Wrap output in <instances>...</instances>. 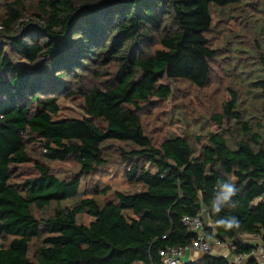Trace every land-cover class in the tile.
Listing matches in <instances>:
<instances>
[{
  "label": "trees",
  "instance_id": "1",
  "mask_svg": "<svg viewBox=\"0 0 264 264\" xmlns=\"http://www.w3.org/2000/svg\"><path fill=\"white\" fill-rule=\"evenodd\" d=\"M241 2L0 0V264H164L160 251L198 236L184 217H199L201 233L234 254L264 246V124L253 131L236 93L211 116L216 131L199 137L198 149L179 135L154 143L141 115L172 96L171 83L209 85L218 58L207 37L212 10ZM6 44L28 68L12 64ZM252 86L264 118V78ZM62 99L78 101L83 118L56 119ZM112 145L140 190L100 204L81 184L109 164ZM73 161L79 173L60 180L52 164Z\"/></svg>",
  "mask_w": 264,
  "mask_h": 264
},
{
  "label": "rangeland",
  "instance_id": "2",
  "mask_svg": "<svg viewBox=\"0 0 264 264\" xmlns=\"http://www.w3.org/2000/svg\"><path fill=\"white\" fill-rule=\"evenodd\" d=\"M212 15L213 25L207 37L211 47L217 50L218 58L211 63L210 83L203 90L184 83H171L173 93L168 100L153 101L143 107V126L154 143L159 144L165 138L179 135L186 137L198 149L197 139L216 131L217 126L210 122L211 116L222 111L223 104L230 98V91L237 95V111L242 114L244 121H251L253 131L260 133L257 124L261 122L263 125L264 118L252 82L259 77L264 78V0H242L239 5L225 10L213 8ZM12 51L13 48L7 45L6 52L12 64L16 68H28L21 56L11 55ZM250 72L253 75H249ZM59 104L61 110L56 119L83 118L78 101L62 99ZM106 152L109 164L85 176L81 184V192L95 197L100 204L114 200L116 191L134 193L140 190L127 182V165L120 163L116 148L112 145ZM29 167L27 169L32 171ZM51 167L60 180L68 179L80 171L74 161L54 163ZM148 170L153 173L156 171L151 165H148ZM24 171L25 167L19 169V178H15V182L22 181ZM47 213H36V217L45 218ZM89 221L87 217H79L80 223L88 224ZM39 245L40 242L32 244L30 256L34 255Z\"/></svg>",
  "mask_w": 264,
  "mask_h": 264
},
{
  "label": "built area",
  "instance_id": "3",
  "mask_svg": "<svg viewBox=\"0 0 264 264\" xmlns=\"http://www.w3.org/2000/svg\"><path fill=\"white\" fill-rule=\"evenodd\" d=\"M183 223L187 228L197 232L198 236L188 247H170L160 251L164 264H183V260L188 253L197 258L206 254H218L227 257L231 253V264H248L252 259L264 264V246L253 249L249 253L234 254L235 249L232 245L220 244L215 240L206 238L201 233L204 223L199 217H184Z\"/></svg>",
  "mask_w": 264,
  "mask_h": 264
},
{
  "label": "crops",
  "instance_id": "4",
  "mask_svg": "<svg viewBox=\"0 0 264 264\" xmlns=\"http://www.w3.org/2000/svg\"><path fill=\"white\" fill-rule=\"evenodd\" d=\"M253 238L257 240L256 237H253ZM195 258H197V257H196V256H192L191 254L188 253V254L185 256L183 262H184V263H188V262H190V261H193Z\"/></svg>",
  "mask_w": 264,
  "mask_h": 264
},
{
  "label": "clouds",
  "instance_id": "5",
  "mask_svg": "<svg viewBox=\"0 0 264 264\" xmlns=\"http://www.w3.org/2000/svg\"><path fill=\"white\" fill-rule=\"evenodd\" d=\"M234 194V191L232 188H228L227 189V196H232ZM228 226H231V224H229Z\"/></svg>",
  "mask_w": 264,
  "mask_h": 264
}]
</instances>
